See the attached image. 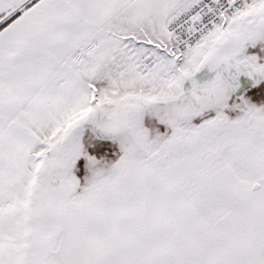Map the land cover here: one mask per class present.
<instances>
[{"label":"rangeland","instance_id":"374dc122","mask_svg":"<svg viewBox=\"0 0 264 264\" xmlns=\"http://www.w3.org/2000/svg\"><path fill=\"white\" fill-rule=\"evenodd\" d=\"M224 25L40 145L0 264H264V0Z\"/></svg>","mask_w":264,"mask_h":264},{"label":"crops","instance_id":"0c3cea01","mask_svg":"<svg viewBox=\"0 0 264 264\" xmlns=\"http://www.w3.org/2000/svg\"><path fill=\"white\" fill-rule=\"evenodd\" d=\"M193 1L0 0V213L21 196L40 145L70 113L112 108L121 80L131 86L140 64L161 58L153 48L164 50L170 19Z\"/></svg>","mask_w":264,"mask_h":264},{"label":"built area","instance_id":"2783aa9c","mask_svg":"<svg viewBox=\"0 0 264 264\" xmlns=\"http://www.w3.org/2000/svg\"><path fill=\"white\" fill-rule=\"evenodd\" d=\"M261 0H194L170 24L172 47L182 55L206 35L246 7ZM171 41V42H172Z\"/></svg>","mask_w":264,"mask_h":264},{"label":"trees","instance_id":"16d2710c","mask_svg":"<svg viewBox=\"0 0 264 264\" xmlns=\"http://www.w3.org/2000/svg\"><path fill=\"white\" fill-rule=\"evenodd\" d=\"M3 25V23H1L0 24V26H2ZM168 102V101H167ZM166 103V102H165ZM167 104V103H166ZM172 104H174L175 106H174V108H173V110H172V112H173V115H174V117H175V122H174V125L175 124H179V123H182V122H185V121H188L189 119L187 118H185L184 116H182V117H180L181 116V114L179 113V111H181L180 110V108H179V101H176V100H173L172 101ZM171 111V110H170Z\"/></svg>","mask_w":264,"mask_h":264},{"label":"water","instance_id":"95a60500","mask_svg":"<svg viewBox=\"0 0 264 264\" xmlns=\"http://www.w3.org/2000/svg\"><path fill=\"white\" fill-rule=\"evenodd\" d=\"M251 189H252V190H257V189H258V185H257V184L253 185V186L251 187Z\"/></svg>","mask_w":264,"mask_h":264}]
</instances>
